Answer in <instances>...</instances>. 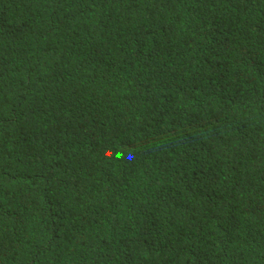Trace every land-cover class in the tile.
<instances>
[{"label":"trees","instance_id":"1","mask_svg":"<svg viewBox=\"0 0 264 264\" xmlns=\"http://www.w3.org/2000/svg\"><path fill=\"white\" fill-rule=\"evenodd\" d=\"M0 264H264V0H0Z\"/></svg>","mask_w":264,"mask_h":264}]
</instances>
